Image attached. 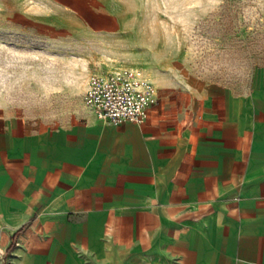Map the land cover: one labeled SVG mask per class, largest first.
Here are the masks:
<instances>
[{
	"label": "crops",
	"instance_id": "1",
	"mask_svg": "<svg viewBox=\"0 0 264 264\" xmlns=\"http://www.w3.org/2000/svg\"><path fill=\"white\" fill-rule=\"evenodd\" d=\"M44 2L122 26L103 0ZM190 76L141 123L0 112V264H264V66Z\"/></svg>",
	"mask_w": 264,
	"mask_h": 264
},
{
	"label": "rangeland",
	"instance_id": "2",
	"mask_svg": "<svg viewBox=\"0 0 264 264\" xmlns=\"http://www.w3.org/2000/svg\"><path fill=\"white\" fill-rule=\"evenodd\" d=\"M103 1L122 17L116 34L44 0H0V112L59 122L91 74L121 66L161 92L190 75L246 86L264 66V0Z\"/></svg>",
	"mask_w": 264,
	"mask_h": 264
},
{
	"label": "built area",
	"instance_id": "3",
	"mask_svg": "<svg viewBox=\"0 0 264 264\" xmlns=\"http://www.w3.org/2000/svg\"><path fill=\"white\" fill-rule=\"evenodd\" d=\"M159 101L155 84L137 67H117L90 75L83 105L97 124L144 122Z\"/></svg>",
	"mask_w": 264,
	"mask_h": 264
}]
</instances>
